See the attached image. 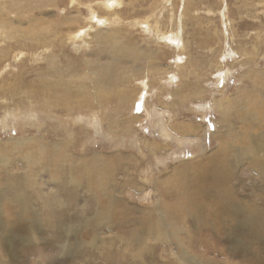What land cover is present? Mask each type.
<instances>
[{
    "label": "rangeland",
    "instance_id": "374dc122",
    "mask_svg": "<svg viewBox=\"0 0 264 264\" xmlns=\"http://www.w3.org/2000/svg\"><path fill=\"white\" fill-rule=\"evenodd\" d=\"M0 25V169L7 161L12 175L37 167L35 174L30 172L34 177L29 175L33 180L25 187L29 188L26 193L36 201L43 192L63 202V210H32L36 223L45 226L36 230L29 225L25 239L18 227L13 228L15 231L10 227V239L3 244L0 241V264H9L11 252L13 264H125L127 253L115 247L125 232L116 227L119 224L109 229L110 223L119 222L115 212L104 213L109 224L103 227L105 231L98 229L101 233L95 245L106 240L110 245L105 252L101 246L97 252L90 246L93 229L86 221L93 215L91 208L100 211L107 207L100 205L101 201L115 203L113 210L129 219L134 214L125 210L132 208L154 222H161L156 209L161 206L165 217L160 226L165 227L164 220L174 215L172 227L181 228V242L192 237L189 255L198 253L200 258L196 257L195 264L210 258L209 264H222L233 258L234 253L224 252L229 241L224 240L225 247L219 246L213 236V232L217 235L224 229L219 219L195 225L197 221L184 218L196 200L199 209L210 217L209 201L214 199L215 208L219 198L207 194L212 192L217 197L225 185L233 191H227L231 199H246L245 204L262 198L264 211V146L257 161L246 158L252 157L249 150L254 144L264 142L247 140L244 134L249 129L254 138L264 134L260 122L264 117V0H0ZM173 33L182 40L167 42L165 36ZM118 48L127 56L123 60ZM137 52H141L139 58ZM222 97L227 98L224 111L217 102ZM54 99L72 101L68 102L71 108L49 107ZM251 113L255 117L250 121ZM21 138L30 141L17 147L14 141ZM227 139L234 144L222 147ZM34 140L36 143L31 142ZM58 145V152L54 151ZM15 149L19 156L12 153ZM219 155L228 157L216 163L214 156ZM228 159L233 161L231 168ZM185 171L192 177L190 188L185 185ZM83 176L86 178L81 181ZM88 177L91 184L87 190ZM131 178L148 183L140 182L136 193L125 189L121 199L110 192L117 190L116 184L105 185L113 180L124 185ZM74 179L79 183H69ZM76 184L88 193L75 188ZM104 188L110 197H98L93 202L92 193ZM125 200L131 208L124 205ZM66 201L69 204L64 206ZM40 203L52 208L44 198ZM0 214L1 224L14 226L10 218L13 207L2 205ZM263 219L261 214L247 229H238L252 246L248 260H230L238 264L264 262ZM73 226L76 233L71 230V235L67 229ZM187 230L190 235L185 234ZM29 236L35 238L32 243L24 241ZM149 241L156 255L149 262L185 263V258L178 259L176 243ZM236 251L237 255L245 253Z\"/></svg>",
    "mask_w": 264,
    "mask_h": 264
},
{
    "label": "bare ground",
    "instance_id": "6f19581e",
    "mask_svg": "<svg viewBox=\"0 0 264 264\" xmlns=\"http://www.w3.org/2000/svg\"><path fill=\"white\" fill-rule=\"evenodd\" d=\"M20 22V21H19ZM115 22V21H114ZM1 26V25H0ZM6 27V26H5ZM170 32V31H169ZM168 32V33H169ZM70 38V37H69ZM73 38V37H72ZM78 37H76V39H77ZM165 38H166V40H167V42H169V43H172L173 41H174V39H176V40H179V41H181L182 39H181V37H179V34H177V33H173V34H169V36H165ZM71 39V38H70ZM161 39H163V37L161 38ZM81 40H83V37H81L80 39H79V41H81ZM79 41H77V42H79ZM172 41V42H171ZM177 42V41H176ZM75 43V42H74ZM175 43V42H174ZM76 44V43H75ZM84 44H85V46H87L86 44V42H84ZM177 45V44H176ZM182 45V44H181ZM123 49V48H122ZM118 51H121L119 48H118ZM132 53H134V52H132ZM140 54H141V52H139ZM102 52H100L99 53V55L100 56H103L104 54H102ZM140 54H138V52L136 53V58L138 57L139 58V56H140ZM148 55V54H147ZM125 53L123 52V51H121L120 52V54H119V57L123 60L124 58H125ZM141 56H144V55H141ZM150 56V55H149ZM127 57V56H126ZM135 58V59H136ZM88 71V70H87ZM74 72V71H73ZM253 81V80H252ZM102 83V82H101ZM103 84H104V86H105V82L103 81ZM102 84V85H103ZM256 85V84H255ZM107 88V90H108V88L109 87H106ZM114 91H116V90H114ZM86 92V91H85ZM80 93V92H79ZM108 93V92H107ZM239 98V97H238ZM66 99V98H65ZM100 101H102L101 99L102 98H98ZM226 97H222L221 99H220V101H217V102H220L221 103V106H222V108H223V111L224 110H227L225 107H223L224 106V103H226L225 101H226ZM70 100H67V101H65V100H63V101H61V100H58V99H54V103L52 104V103H50V104H48L49 105V107H51L50 105H54L55 107H58V106H60V105H62V106H64V107H66V108H71V106L70 105H68ZM100 101H96V102H100ZM70 102H72V101H70ZM215 102V101H214ZM256 102V101H255ZM217 104H219V103H217ZM229 104V103H228ZM228 108V107H227ZM223 111H222V113H223ZM17 112V111H16ZM221 113V114H222ZM224 114V113H223ZM249 120L251 121V120H253L254 119V117H255V115H254V113H251V114H249ZM263 117V116H262ZM260 122H262L263 123V125H264V117H263V120L262 119H260ZM258 125V124H257ZM261 125V124H260ZM259 126V125H258ZM261 127H262V125H261ZM234 128V127H233ZM229 128H227V130H228ZM177 130V129H176ZM188 130L190 131V127L188 128V129H185L184 131L186 132V133H188ZM196 130L197 129H193V132L195 131L196 132ZM181 131H183V129L181 130ZM233 131V130H232ZM232 131H230L231 133H234V132H232ZM229 132V133H230ZM244 134H245V132H244ZM233 135V134H232ZM227 136V135H226ZM228 137V136H227ZM229 139H230V136L228 137ZM246 138H247V135H246ZM39 139H41V138H39ZM42 139L43 140H45L46 138H44V137H42ZM252 139V141L253 142H256V141H258V142H260L261 141V143L262 142H264V134L263 135H261L260 137H257V138H254L253 137V134H250L249 136H248V138H247V140H251ZM30 141V139H28V138H21V139H18L17 141H14L15 142V144H16V146L17 147H20L21 145H23V143H27V142H29ZM35 141V140H34ZM34 141H31V142H33V143H36V141L34 142ZM47 141V140H46ZM49 141V140H48ZM231 141V140H230ZM37 142H40L39 144H43V143H41V141L40 140H37ZM50 142V141H49ZM251 142V141H250ZM58 144V143H57ZM63 144V143H62ZM65 144V143H64ZM259 144V143H258ZM263 145H257V144H254L253 145V147H251V149L249 150V156H252V157H246L247 158V160H250L252 163L254 162V161H257V159H259L262 155H260V150L262 149V147L261 146H264V143H262ZM222 147H229V143H228V139L227 140H223L222 141ZM41 147H40V150H42L41 148H42V145H40ZM48 146V145H47ZM60 146L61 145H58L57 147L56 146H54V147H56L55 149H54V151H57L59 148H60ZM17 147H16V149H17ZM3 148V147H2ZM44 148V147H43ZM50 148V147H49ZM235 148V150H237V148H236V146L234 147ZM16 149L15 150H12L13 152L12 153H14V155H17V156H19V152L17 151L16 152ZM19 149V148H18ZM45 149H47L46 147H45ZM260 149V150H259ZM2 149H0V151H1ZM19 151H20V149H19ZM42 152H44V149L42 150ZM58 152V151H57ZM235 153V152H234ZM238 153V152H237ZM247 153H248V151H247ZM263 153V152H262ZM0 154H1V152H0ZM55 154H57V153H55ZM230 155V154H229ZM245 155V154H244ZM23 156H21V158H22ZM226 156H224V157H222V155H219L218 157H216L214 160L215 161H219V160H222L223 158H225ZM227 157H228V155H227ZM227 157H226V159H227ZM231 157V156H230ZM245 158V157H244ZM261 159H263V158H261ZM94 161V160H93ZM2 162V161H1ZM209 162H211V160H209ZM220 162V161H219ZM6 165H4V168L3 169H0V208L2 207V205H4V207L5 206H10V207H13V216H11L10 218H11V221L12 222H14L13 223V227L12 226H7V227H5L3 224H1V222H0V241L2 242V244L3 243H7V239L9 238V237H11L10 236V232H11V229L12 230H18V228H19V230L18 231H21V234L23 233V235H24V237H23V239H25V237H26V235H28V229H29V225H30V227L32 226L34 229H36V230H38L39 228H40V226H42V227H44L45 225H41V224H37L36 223V221H35V216H36V214H35V212H34V215H32L31 214V211L33 210V211H35L37 208H40V210L42 211V210H44V209H47V210H49V211H56V210H63V208H62V204H63V202H62V200L61 199H59V198H54V196L51 198L50 196V198H48V197H46V193H43V192H40V198L39 199H37L38 201H36V200H33L32 198H31V196L30 195H28L27 193H26V191H29L28 189L29 188H25V187H27V185H28V182H31L30 180H29V175L31 174L30 172H32V173H36L37 171L36 170H38V168L37 167H30L27 171L26 170H19V171H16V172H14V174L12 175L11 174V172H13V171H11L9 168H8V166H10L11 164H9L8 163V161L7 162H4ZM29 163V162H28ZM224 163V162H223ZM227 166H229L230 168H231V166L233 167V161L231 160V159H228V161H227ZM264 163V162H263ZM226 164V163H225ZM235 165H236V163H235ZM113 166V165H112ZM122 166V165H121ZM36 169V170H35ZM57 169H59L58 167H57ZM223 169V168H222ZM186 170V169H185ZM8 171H10V172H8ZM181 171V170H180ZM233 171V170H232ZM109 172V174L110 175H114L115 173L113 172V171H108ZM114 173V174H113ZM181 173V172H180ZM184 174H183V178H185V182H186V184L185 185H187V187H189V185L192 183L191 182V180H192V177H191V174L190 173H188L187 171H185V172H183ZM18 174V175H17ZM1 175H3L2 177H1ZM17 175V176H16ZM32 175V174H31ZM176 175V174H175ZM28 176V177H27ZM33 176V175H32ZM103 176V175H102ZM105 176V175H104ZM104 176H103V178H104ZM126 176H127V174H126ZM179 176V175H178ZM34 177V176H33ZM32 177V178H33ZM49 177H55L54 175H50ZM106 177V176H105ZM226 176H225V174L223 173V179H226L225 178ZM228 177V176H227ZM36 178V177H35ZM34 178V179H35ZM84 178H86V177H81L80 178V180L82 181V179H84ZM129 178V177H128ZM189 178H191V180L189 179ZM114 179V178H113ZM134 179V178H133ZM132 178H131V180L130 179H126V181H125V184L124 185H121V183L119 182V181H121V180H113V182H110V181H107V184H105V185H109V184H116L117 185V190L116 189H114V188H112V189H110V192L112 193V192H115V195L117 196V197H119L120 198V194L121 193H123L124 192V190L125 189H127L128 190V192H134V193H136V192H138V191H140L139 190V188L142 186L141 184H140V182H142L143 184L146 182V181H138V180H133ZM138 179V178H137ZM173 179V178H172ZM130 180V181H129ZM183 181V180H182ZM22 184H21V183ZM79 183L78 182V180H72L71 182H69V183ZM146 183H148V181L146 182ZM212 183H214V184H217V182H212ZM91 184V179H89V177H88V185H85L84 187L88 190V187H89V185ZM227 184V183H226ZM141 185V186H140ZM145 185V184H144ZM183 186V185H182ZM200 186H202V185H200ZM199 186V187H200ZM75 188H77V189H79V190H81L82 188H80V186H78L77 184L74 186ZM198 187V186H197ZM203 187V186H202ZM190 188V187H189ZM193 188H196L195 186L193 187ZM227 187H226V185L225 186H223V187H221V190H222V193L220 194V195H217V197H215V196H213V195H211L210 193H212V192H210V193H208L207 195H209L211 198H219V200L218 201H216V203H217V205H216V207L214 208V203H213V201H214V199L213 200H211V199H209L208 197H207V200L209 199V200H211V201H209L210 203H209V205H210V208H211V210H209V213H210V217L209 216H207L206 214H205V212H207V211H205V210H201V209H199V207H200V205H197V200L196 201H194V205L195 206H191V207H189V209L186 207V206H184L181 202H182V200H179V201H177L179 204H181V205H183L184 207H186L187 209L186 210H189L187 213H186V215H189L188 217H185L184 219H188V220H193V221H197V222H195L196 224L195 225H198V224H201L202 222H205V221H208V220H212L213 218L214 219H219V224H221V229H223V231H221V230H218L219 232H217L218 234L216 235L214 232H213V236L218 240L217 242H218V245L219 246H223L222 244H223V242H224V240H228L229 242V247H228V245L226 246V247H228V248H226L225 246H223V247H225L224 248V252H226V254L228 253L229 254V252L230 253H237L238 251H236V249L237 250H241V251H243V250H245V253H242L241 255H237V254H233V258H231V257H229V261H226V262H224V263H222V264H238V263H236V262H234L233 260H230V259H234V258H240L239 259V261L243 258V259H246V260H248V257H247V252H250V254H251V251H250V248H252V246H251V244H248V243H246V240L244 239V237L242 236V234L244 235V236H246V234L244 233V232H241L242 234H239L238 233V229L239 228H243V229H247L248 228V225H249V222L250 221H252L254 218H256L257 216H260L261 214L263 215L264 214V211H262L261 210V201L263 200L262 198H258V200L256 201V202H254V203H252V202H249L248 204H245L246 203V201H244V200H246V199H241V201H240V199L238 200H236L233 196V199H231V194L230 193H227V191L228 192H230L232 189H226ZM231 188H233V187H231ZM188 189V188H187ZM198 189V188H197ZM183 190H185L186 191V189H183ZM196 190V189H195ZM203 190V189H202ZM218 190V189H217ZM82 191H83V193H88V191L87 192H85L83 189H82ZM142 191V190H141ZM189 191V190H188ZM220 191V190H219ZM218 191V192H219ZM38 192V193H39ZM181 192H183V191H180V193ZM190 193H191V191H189ZM200 192V191H199ZM204 192V191H203ZM206 193H207V191H205ZM213 192H214V189H213ZM216 192V191H215ZM231 192H233V191H231ZM36 193H37V191H36ZM187 192H185V194H186ZM194 193L196 194V195H199L198 194V192L196 193L195 191H194ZM193 194V193H192ZM191 194V196H193L194 197V195H192ZM201 194V193H200ZM203 194V193H202ZM219 194V193H218ZM233 195H236L235 193H232ZM184 195V194H183ZM206 195V194H205ZM206 195V196H207ZM38 196V195H37ZM92 196H93V198L91 199L93 202H95L96 201V199L98 198V197H110V193L108 192V190L106 189V188H104V190H102V191H100V192H94V193H92ZM213 196V197H212ZM39 197V196H38ZM197 197V196H196ZM198 197H200V196H198ZM205 197V196H204ZM256 197V196H255ZM42 198H44V199H46L48 202H49V204L51 205V207L52 208H50V207H48V206H46V205H43V204H41L40 203V201L42 200ZM185 198V200H188V203H192L191 202V200H190V198H187V197H184ZM114 196L112 197V201H114ZM121 199V198H120ZM197 199V198H196ZM206 199V198H205ZM6 200H8V201H6ZM11 200V201H10ZM107 200V199H106ZM200 200V199H199ZM261 200V201H260ZM9 202H11L10 204H9ZM78 203V202H77ZM85 203H87V202H85ZM123 203H124V205H126V206H129V208H131V206H130V204L127 202V200H125V201H123ZM33 206V207H31V205ZM69 203L66 201L65 202V204H64V206H67ZM115 203H113V202H111V201H101V203H100V205H107V207L106 208H101L102 210H105V211H102V210H100V211H97L96 210V208H91V210H92V212H93V215L91 216L90 215V217H88V219H87V221L86 222H88V227H90V228H92L93 230L91 231L92 233H91V244H90V246H91V248H92V250H94L95 249V252H97L98 250H99V246H101L102 247V249L101 250H103V253L105 252V249H106V247H108L110 244H107L106 242V240L105 241H100L101 243L99 244V245H95V243H96V240H97V236L99 235L98 233H101V232H98V229H99V227L100 228H103L104 226H106V225H108L109 223H108V221H109V218H106V216H105V218H106V220H105V218H104V213H106V212H115L116 213V217L118 218V220H119V222H115L114 224L113 223H110L109 224V229H112V228H114L116 225H118V226H116V227H118L119 228V226H120V228H122L123 230H124V232H125V234H124V236H122L121 237V244H122V246H121V244L119 243V244H117L115 247H117V248H119V250L121 249L122 250V248H123V250L127 253V255H128V257H129V259L127 260V261H125L126 263L125 264H153V262H149L148 260H152L156 255L154 254V248L153 247H151V245L149 244V238H151V240H159L160 241V243H159V245H164V244H173V243H176V246H177V249H176V251H178V254H179V257H178V259L181 261L182 259V257L183 258H185V263L184 264H195L196 263V257H198V259L200 260V258H199V256L198 255H196V254H198V253H196V254H191L192 252H190V254L191 255H189V250H191L189 247L191 246H189L188 245V242H189V239H192V237L191 238H189L188 237V235H184L185 236V238L186 237H188V241H186V242H184V241H182L181 242V239L183 238L182 237V235L183 234H179V229H181V228H179L178 226H174V227H172V224H173V222L175 221V217H174V215H171L170 214V216H169V219L168 220H164L165 221V223H166V226L164 227V226H160L162 223H163V219H164V217H162V215H163V212L161 211V209H162V207L161 206H156V209L160 212L159 213V217H158V221H161V222H154L153 221V219L151 218V217H143L142 216V214L144 215V213H142V211L141 210H138V209H130V210H125L126 212H132L133 214H134V217L133 218H128V217H126V216H124L123 214L121 215V213H118V211L117 210H113V207H111L112 205H114ZM192 204V205H193ZM255 205V206H254ZM110 207V208H109ZM107 208H109L108 210H106ZM146 208V207H145ZM201 208V207H200ZM88 209V208H87ZM175 209V208H174ZM164 210V209H163ZM200 210H201V212H200ZM36 211H39V210H36ZM166 211H168V210H166ZM144 212V211H143ZM146 212V211H145ZM261 212V213H260ZM6 213H8V212H6ZM149 213V212H148ZM157 213V212H156ZM259 213V214H258ZM45 214V213H44ZM58 214H59V212H58ZM147 214V213H146ZM145 214V215H146ZM151 214V213H150ZM258 214V215H257ZM38 215V214H37ZM41 215V214H40ZM55 215V214H54ZM60 215V214H59ZM0 216H1V214H0ZM61 216V215H60ZM71 216H73V215H71ZM109 216V215H108ZM113 216V215H112ZM129 216H130V214H129ZM37 217V216H36ZM75 217V216H74ZM77 217V216H76ZM110 217V216H109ZM41 218V217H40ZM100 218V219H99ZM194 218V219H193ZM1 219V218H0ZM29 219L31 220V223H28V224H26L27 222H29ZM54 219V218H53ZM72 219V218H71ZM112 219H113V217H112ZM51 220V219H50ZM76 220V219H75ZM115 220V219H114ZM156 220V219H155ZM264 220V219H263ZM38 221V220H37ZM61 221V220H60ZM65 221V220H64ZM215 221V220H214ZM217 221V220H216ZM45 222V221H44ZM48 222H50V221H48ZM47 222V223H48ZM66 222V221H65ZM263 222V221H262ZM53 223V222H52ZM174 223H176V222H174ZM184 223V222H183ZM185 223H186V221H185ZM49 224V223H48ZM130 224H132V227L130 228V230H129V227H130ZM194 224V223H193ZM211 224H212V222H211ZM27 225V226H26ZM67 225V224H66ZM176 225V224H175ZM184 225V224H183ZM183 225H181V226H183ZM190 225H191V223H190ZM194 225V226H195ZM203 225V224H202ZM213 225H215V224H213ZM218 225V224H217ZM20 226V227H19ZM55 225H53V227H54ZM160 226V227H159ZM209 226V225H208ZM9 227V228H8ZM10 227H11V229H10ZM16 227H18V228H16ZM64 227H66V226H64ZM68 227V226H67ZM115 227V228H116ZM190 227H192V226H190ZM212 227V226H211ZM220 227V226H219ZM14 228V229H13ZM48 228V227H47ZM74 228H75V226H73V229H67L68 230V233H70V231L72 230V232L71 233H76V232H74ZM106 228V227H105ZM108 228V227H107ZM114 228V229H115ZM171 228H175V229H177V230H172ZM194 228V227H193ZM192 228V229H193ZM196 228V227H195ZM195 228L193 229V231L195 230ZM203 228H204V226H203ZM263 228V227H262ZM108 229V230H109ZM207 228H205V230H206ZM215 229V228H214ZM231 229H234L233 231L231 230ZM260 229V228H259ZM14 230V231H15ZM51 230V229H50ZM54 230V229H53ZM53 230H51V231H53ZM103 230L105 231V229L103 228ZM122 230V231H123ZM185 230H186V228H185ZM189 230V229H188ZM186 231L187 233H185V234H189L190 235V232L189 231ZM249 230V229H248ZM45 231V230H44ZM113 230H111L110 232H112ZM132 232L131 234H130V232ZM196 232L198 231V230H195ZM200 231H201V229H200ZM214 231V230H213ZM42 232V231H41ZM60 232V231H59ZM109 232V231H108ZM107 232V233H108ZM191 232H192V230H191ZM195 232V233H196ZM202 234L203 235H207V234H205L204 232V230H202ZM16 232H14V234H15ZM55 233V232H54ZM67 233V234H68ZM70 233V234H71ZM103 233V232H102ZM106 233V232H105ZM194 233V234H195ZM198 233L199 232H197V236H198ZM211 233V232H210ZM261 233V232H260ZM19 234V233H18ZM35 234V233H34ZM34 234H32V235H34ZM66 234V235H67ZM117 234V233H116ZM119 234V233H118ZM209 234V233H208ZM72 235V234H71ZM123 235V234H122ZM211 236H212V234H210ZM15 236V235H14ZM68 236V235H67ZM114 236V235H113ZM118 236V235H117ZM195 236V235H194ZM115 238H116V235L114 236ZM182 237V238H181ZM209 237V236H208ZM207 237V238H208ZM253 237V236H252ZM259 237V236H258ZM7 238V239H6ZM16 238V237H15ZM22 238V237H21ZM54 238V237H53ZM57 238V237H56ZM161 238V239H160ZM240 238V239H239ZM248 241H251V242H254V243H256V240H251V239H248L247 237H245ZM256 238V237H255ZM10 239V238H9ZM35 238L34 237H27L26 238V240H24L26 243H32L33 242V240H34ZM119 239H120V237H119ZM119 239H116V240H118L119 241ZM199 239H200V236H199ZM13 240H15V239H13ZM49 240H51V239H49ZM53 240V239H52ZM185 240V239H184ZM196 240V239H195ZM261 240V239H260ZM10 241V240H9ZM122 241H124L126 244H123L122 243ZM140 242L141 243V246L139 245V244H137L136 242ZM201 241V240H200ZM199 241V242H200ZM209 241V240H208ZM211 241L212 242H214V240H212L211 239ZM11 242L12 241H10V247H11ZM109 242V241H108ZM227 242V241H226ZM22 243V242H21ZM259 243V242H258ZM261 243V242H260ZM8 244H9V242H8ZM201 244H203V243H201ZM224 244V245H225ZM213 245H215V244H213ZM261 245H262V243H261ZM260 245V246H261ZM8 246V245H7ZM12 246H13V242H12ZM204 246V245H203ZM208 246V245H207ZM255 246V245H254ZM111 247V246H110ZM114 247V248H115ZM11 248H13V247H11ZM254 248V247H253ZM226 249H228V250H226ZM11 249L9 248V251H10ZM108 250V249H107ZM253 250V249H252ZM9 251H8V253H9ZM193 251V250H192ZM23 252V251H22ZM94 252V251H93ZM94 252V254H96ZM111 252V251H110ZM222 252V251H221ZM258 252V251H257ZM260 252H262V251H260ZM24 253V252H23ZM101 254V256H102V252H100ZM109 253V252H108ZM264 253V252H263ZM12 254V255H11ZM119 254V253H118ZM177 254V255H178ZM201 254H203V253H201ZM227 254V255H228ZM9 255H10V260H9V264H13V263H15V259H14V253H9ZM130 255V256H129ZM209 255V254H208ZM229 255H231V254H229ZM257 256H259L258 254H256ZM204 256V255H203ZM263 256V255H262ZM124 257V256H123ZM207 257V256H206ZM205 257V258H206ZM260 257V256H259ZM204 258V259H205ZM208 258V257H207ZM254 258V257H253ZM260 258H263V257H260ZM156 259V258H155ZM170 259H171V257H170ZM175 259V258H174ZM203 259V258H202ZM90 260H92V259H90ZM172 260V259H171ZM211 260V258L207 261V260H205V263L204 264H206V263H208L209 261ZM227 260V259H226ZM183 261V260H182ZM207 261V262H206ZM219 261V260H218ZM223 261V260H222ZM236 261V260H235ZM113 262V261H112ZM112 262H110V264H114V262L112 263ZM122 261H120V262H115V264L117 263V264H124V262H122ZM175 262H178L177 260L175 261ZM175 262H173V263H175ZM203 262V261H202ZM201 262V263H202ZM220 262V261H219ZM218 262V263H219ZM217 263V264H218ZM264 262H262V261H260L259 262V264H263ZM164 264V263H163ZM177 264V263H176ZM181 264H183L182 262H181ZM209 264V263H208ZM211 264V263H210ZM221 264V263H220Z\"/></svg>",
    "mask_w": 264,
    "mask_h": 264
},
{
    "label": "crops",
    "instance_id": "0c3cea01",
    "mask_svg": "<svg viewBox=\"0 0 264 264\" xmlns=\"http://www.w3.org/2000/svg\"><path fill=\"white\" fill-rule=\"evenodd\" d=\"M247 120V119H246ZM245 134L247 135V138H248V136L250 135V134H253V132L249 129L248 131H245ZM233 145L234 143L233 142H229V145ZM235 145H236V143H235ZM216 157H218V156H214V159L216 158ZM216 163H218L217 161H216ZM219 165V168L221 169L222 167H221V165L220 164H218Z\"/></svg>",
    "mask_w": 264,
    "mask_h": 264
}]
</instances>
